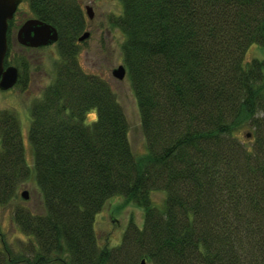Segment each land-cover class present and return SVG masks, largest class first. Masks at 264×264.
Wrapping results in <instances>:
<instances>
[{
    "label": "trees",
    "instance_id": "1",
    "mask_svg": "<svg viewBox=\"0 0 264 264\" xmlns=\"http://www.w3.org/2000/svg\"><path fill=\"white\" fill-rule=\"evenodd\" d=\"M22 1L56 27L58 57L30 106L32 165L18 114L0 110V206L32 174L45 206L14 209L30 245L13 254L0 232V264H264V56L245 61L252 44L264 50V0H120L111 24L124 35L139 156L111 84L79 63V0ZM12 64L24 89L29 62L9 48ZM116 195L143 210V225L130 220L110 246L95 220Z\"/></svg>",
    "mask_w": 264,
    "mask_h": 264
},
{
    "label": "rangeland",
    "instance_id": "2",
    "mask_svg": "<svg viewBox=\"0 0 264 264\" xmlns=\"http://www.w3.org/2000/svg\"><path fill=\"white\" fill-rule=\"evenodd\" d=\"M82 4L86 24L84 30L90 32V36L79 42V63L87 73L97 74L108 81L115 91L129 124V139L132 150L136 156L145 152V137L141 127L139 110L131 84L127 75L119 80L113 75V70L123 65L121 45L124 35L120 29L114 27L111 21L120 15L122 4L120 0H79ZM85 5L94 9V17L89 19L86 15ZM27 3L22 2L15 14L14 27L11 30L8 49L13 56H23L29 62V79L24 89L14 86L7 90L0 89V110H14L21 122L24 137L27 162L33 164L31 146L27 140L30 124L31 102L39 97L42 90L52 81L54 75V60L58 57L57 46H49L39 49L26 48L17 39L19 26L32 17ZM8 39V38H7ZM264 50L259 44H252L245 56V61L254 58H263ZM13 65V64H12ZM94 110L87 114V121L94 119ZM241 138L249 134V129L238 133ZM249 141L251 136L246 137ZM251 143V141H249ZM25 191L28 198L22 196ZM152 199L157 206H161L165 199V192L154 191ZM24 207L35 213H44L45 206L42 194L32 176L21 184L18 196L5 206H0V232L3 233L9 248L13 254L29 247L30 238L22 233L13 222V211L16 207ZM133 220L138 226L143 225V210L129 202L122 196L110 197L100 212L96 215L95 228L101 244L108 243L117 246L122 242L127 225ZM30 249V248H29Z\"/></svg>",
    "mask_w": 264,
    "mask_h": 264
},
{
    "label": "water",
    "instance_id": "3",
    "mask_svg": "<svg viewBox=\"0 0 264 264\" xmlns=\"http://www.w3.org/2000/svg\"><path fill=\"white\" fill-rule=\"evenodd\" d=\"M22 0H0V89L12 88L18 81V68L14 65H4V59L8 51V21L11 20L17 11ZM89 18L93 17L92 7L86 8ZM90 36L89 31L83 32L79 36V41H83ZM17 39L20 44L28 47H41L53 44L58 40L56 27L40 19L30 18L24 21L17 31ZM113 75L119 80L124 79L126 68L119 65L113 70ZM249 135V134H248ZM24 198H28L25 191L22 192ZM141 264H144L142 260Z\"/></svg>",
    "mask_w": 264,
    "mask_h": 264
},
{
    "label": "flooded vegetation",
    "instance_id": "4",
    "mask_svg": "<svg viewBox=\"0 0 264 264\" xmlns=\"http://www.w3.org/2000/svg\"><path fill=\"white\" fill-rule=\"evenodd\" d=\"M22 2H23V1H22ZM22 2H21V3H22ZM21 3H20V4H21ZM20 4H19V5H20ZM79 6H80V8H81V15L84 17V13H83V9H82V4H79ZM87 6H90V5H85L86 15H87V17L89 18L88 13H87V10H86ZM91 7H92V6H91ZM18 8H19V6H18ZM93 9H94V8L92 7V13H93V17H94V11H93ZM16 13H17V11L15 12V14H16ZM15 14H14V16H13V18H12V19H14V22H15V18H14V17H15ZM31 14H32L33 16L30 17V18L40 19V18H38L37 16H35V14H33V13H31ZM93 17H92V18H93ZM30 18H27V19H30ZM84 18H85V17H84ZM92 18H89V19H92ZM27 19H26V20H27ZM26 20H25V21H26ZM40 20H41V19H40ZM84 20H85V19H84ZM85 22H86V20H85ZM47 23H48V22H47ZM85 24H86V23H85ZM51 25H52V24H51ZM20 26H21V25H20ZM20 26H19V28H20ZM19 28H18V29H19ZM17 31H18V30H17ZM85 31H88V30H85ZM85 31H83V32H85ZM83 32H82V33H83ZM78 38H79V37H78ZM77 40H78V43H79V42H80L79 39H77ZM57 41H58V40H57ZM57 41L54 42L53 44H50V45H47V46H41V47H28V46H25V47H26V48H30V49H39V48H44V47H49V46L56 45V44H57ZM23 46H24V45H23ZM123 65H124V64H123ZM15 85H16V84H15Z\"/></svg>",
    "mask_w": 264,
    "mask_h": 264
}]
</instances>
